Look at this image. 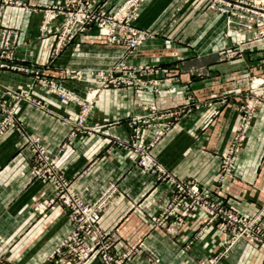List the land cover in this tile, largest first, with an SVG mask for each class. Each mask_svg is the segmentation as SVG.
Returning a JSON list of instances; mask_svg holds the SVG:
<instances>
[{"label":"crops","instance_id":"0c3cea01","mask_svg":"<svg viewBox=\"0 0 264 264\" xmlns=\"http://www.w3.org/2000/svg\"><path fill=\"white\" fill-rule=\"evenodd\" d=\"M122 1L108 0V9ZM60 2L0 0V25L18 32L16 57L24 59L21 64L35 65L42 75L85 98L95 87L87 80L86 70L102 69L120 60L126 48L107 43L91 28L72 41L55 66H46L55 36L38 37L39 26L43 11ZM159 2L151 0L139 8L135 27L157 28L155 24L161 19L153 7ZM62 18L59 16L53 24ZM191 22L187 42L170 41L159 32L124 58L125 63L159 68L153 76L159 81L155 90L120 86L97 92L86 124L97 125L100 131L80 136L57 155L60 172L84 190L87 201L96 200L109 184L117 187L101 212L99 227L109 237L113 256L136 248L135 254L123 264H209L219 250L222 226L207 223L203 214H189L180 225H169V231L155 224L154 218L173 194L169 180L197 185L212 200L224 203L244 218L264 210L263 106L254 111L252 125L244 134L229 178L214 182L219 161L238 127L239 108L250 77L264 79V48L221 61L219 55L245 33L226 32L224 17L214 13L194 16ZM65 70L80 72L81 77L64 78ZM30 80L29 73L0 70V98L6 97V88L21 89ZM32 92L45 108L21 104L19 124L51 152L65 139L78 107L49 96L36 86ZM188 96L193 101L205 102L206 106L182 116L154 146L152 155L169 180L163 176L155 178L137 166L135 154L123 148L128 139L125 122L141 112L139 104L176 108L185 104ZM152 136L153 133L149 137ZM32 158L16 133L0 139L1 264H59L51 253L72 228L64 208L57 202L50 203L51 184L33 177ZM260 224L264 228V217ZM262 241L264 238L254 243L239 239L216 264H264ZM83 264L101 262L92 254Z\"/></svg>","mask_w":264,"mask_h":264},{"label":"built area","instance_id":"2783aa9c","mask_svg":"<svg viewBox=\"0 0 264 264\" xmlns=\"http://www.w3.org/2000/svg\"><path fill=\"white\" fill-rule=\"evenodd\" d=\"M107 1L61 0L58 6L45 10L44 26L40 35L53 34L56 36L55 47L51 55L53 60L49 62L48 66L63 54L62 52L80 33L91 28H95L99 36L104 37L109 44L124 46L127 50L126 54H131L132 51L151 37L152 33L149 30H140L133 25L138 8L146 0H124L118 6L112 8L111 11L107 10ZM227 2L230 7L227 9L226 14L233 16V10L237 9L236 6L242 10V13L235 19L236 22H232V28L235 30H252L257 25H262L263 28L254 38L244 42L240 51L252 52L264 48V0H227ZM4 3H7V0H4ZM59 15L63 16V21L52 26L51 23ZM17 34L16 30L4 28L0 25V36L3 40L0 43V69L29 73L32 81L25 89H5L6 95L12 98L14 103L10 105L7 100L0 98V114H2L0 118V138L12 132L17 133L20 140L31 152L33 155V177L42 183L51 184L53 196L50 203L59 202L74 225L76 233L70 239L78 244L80 235L83 234L80 243L83 244L85 251L82 257L86 258L91 253L98 252L102 256L101 264H123L125 260L135 254L136 248H130L120 256H113L110 251L109 237L99 227L101 212L107 201L117 191V187L114 184H109L103 189V193L98 200L94 202L87 201L77 191L74 182L65 179L60 172L57 166V155L68 143L80 136H89L100 131L99 126H88L86 124L87 115L92 109L93 98L97 92L120 86L142 89V82L139 81L137 75H134L136 70L139 69L140 72L152 75L157 73L159 68L157 66L150 68L142 66L135 69L133 66L127 65L123 59H120L102 69L86 70L89 81L95 87L91 89L85 98H80L69 90L61 88V85L52 79H42L39 76L40 71L34 68L35 65L25 67L21 63L20 65L16 64ZM232 56L233 53L230 54V57ZM21 61H24V59ZM65 74L70 79L81 77L80 72L65 70ZM35 83L47 89L50 94L58 99L72 102L78 107L77 119L70 122L65 139L51 152H48L34 136L25 133L19 124L18 111L20 103L41 107L39 101L33 98L31 93V88ZM151 83L156 85V79H153ZM259 106L264 107L263 78L253 79L249 84L239 108L241 112L240 124L230 152L239 151V147L244 142V134L252 125L253 113ZM199 107V104L193 103L192 98H188L187 102L181 106L168 109L142 104L140 106L141 112L130 116L125 122L128 139L123 148L137 156L136 164L145 173L155 178L167 177L164 176V171L153 157L152 149L169 133L184 114ZM151 133H153V136L149 137ZM234 158L232 156L233 160ZM231 164L232 161L229 167ZM229 167L225 170V175L228 177L230 175ZM225 175L217 173L214 182H222ZM167 180H169L168 177ZM169 181L173 194L164 209L154 218L157 226H163L169 231V225L178 226L189 214L200 213L206 216L207 223L220 224L223 228L222 231L231 235V240L226 242L229 246L242 237L248 238L251 243L264 238V228L260 224L261 218L264 217V210L259 211L251 218H244L224 203L212 200L195 184ZM169 220H171L170 224H168ZM71 240L66 241V244H62L59 249H56L51 258L58 256L64 248L72 249ZM261 245L264 246V241ZM226 252L222 253V256ZM148 254L152 260H155L153 254Z\"/></svg>","mask_w":264,"mask_h":264},{"label":"rangeland","instance_id":"374dc122","mask_svg":"<svg viewBox=\"0 0 264 264\" xmlns=\"http://www.w3.org/2000/svg\"><path fill=\"white\" fill-rule=\"evenodd\" d=\"M124 1V0H123ZM122 1V2H123ZM151 0H146L145 2L142 3V5L146 2H150ZM160 2L153 7V11L156 12V14L160 15V18L161 19L159 21L158 24H155L157 26V30L154 29L153 27L152 28H146V30H149L152 35L149 39L153 38V36L156 34V33H159V32H162V34L164 35V37L166 39H169L170 41H179L180 43H185L187 42V37H186V34H190V31L189 26H193V22H191L192 20V17L194 16H198V15H207L208 13H214V14H218L220 16H223L224 17V29L226 32H231L233 34H236V35H240V34H244V37L238 39L231 47L225 49V51H223L220 55H219V59L221 61L225 60H232V59H235V58H241L242 57V54L244 52H251V51H240L241 49V46L243 45L244 42H247L248 40L254 38V36H256V34H258L259 32H261L263 30L262 28V25H257L255 29H252V30H235L234 28H232V25L233 23L232 22H236L235 19H237V16H239L241 13H242V10H240V8L237 7V9L235 8L233 10L234 12V15L232 16L231 14H226V11L227 9L230 7L228 6V2L227 0H181L183 2H185L184 4H180L179 1L177 0L176 1H172V0H159ZM188 1H191V3H186ZM193 2V3H192ZM195 2V3H194ZM179 3V4H178ZM186 4V5H185ZM140 5V7L142 6ZM188 5V6H187ZM139 7V8H140ZM138 8V10H139ZM107 10L111 11V7L108 9V6H107ZM45 10L43 11L42 13V20H41V23H40V26H39V32L42 31L43 29V21H44V16H45ZM59 16H62V15H59ZM58 16V18H59ZM63 17V16H62ZM138 18V11H137V16H136V19L135 21H133V25L134 23L136 22ZM185 18H188L186 20H188L187 22L184 20ZM63 21V18L62 20H57V23L56 24H60L61 22ZM54 22V21H53ZM52 26L55 25L53 23H51ZM168 25V26H167ZM164 26H167V28H165ZM135 27V25H134ZM137 28V27H136ZM164 28V30H162ZM139 29V28H137ZM141 30V29H140ZM142 30H145V29H142ZM250 33H249V32ZM246 33H249V34H246ZM18 35L17 34V39H16V47H15V59L19 62H17L16 64L20 65V60H17V57H16V51L19 47V42H18ZM46 35V34H45ZM45 35H39L38 37H43ZM55 36V35H54ZM147 39V40H149ZM146 40V41H147ZM2 38L0 36V43L2 42ZM145 41V42H146ZM144 42V43H145ZM55 43H56V36H55V40H54V45H53V48L51 49V52H50V55H49V60L48 62L46 63V65L48 66L49 62H51L53 59L51 58V55L53 54V50H54V47H55ZM72 43V42H71ZM108 43V42H107ZM143 43V44H144ZM142 44V45H143ZM141 45V46H142ZM139 48V47H138ZM137 48V49H138ZM136 49V50H137ZM66 50V49H65ZM65 50L62 52L64 53ZM132 51L131 54H134L135 51ZM126 53H127V50H126ZM125 53V56L121 59H123L124 61V58L128 55H131V54H126ZM233 53V56L230 57V54ZM59 59V58H58ZM57 59V60H58ZM57 60L54 62V63H51L49 66H55L56 63H57ZM115 63V62H114ZM110 64H113V63H110ZM110 64H107L106 66H109ZM127 65H130V66H133L135 69L136 68H139V67H154L152 65H148V64H139V65H134V64H130V63H126ZM26 66H31V65H26ZM2 70V69H0ZM138 71V72H137ZM159 72V69L157 70V73ZM157 73H153L152 75L151 74H148V73H143V72H140L139 69L136 70V72L134 73V75H137L138 78H139V81L142 82V90L145 89V88H152V90H155L159 84V81L156 79V78H153V76ZM39 76L42 78V79H51L49 78L48 76H45V75H42L40 72H39ZM64 78H68L66 77V74L64 72ZM260 77H256V76H251L250 77V80H249V84L251 82V80L253 79H259ZM70 79V78H68ZM153 79H156L157 83L156 85H153L151 83V81ZM53 80V79H52ZM89 81V78L87 79ZM31 81L29 83H27L24 88H21V89H25L27 88V86L29 84H31ZM54 82H56L55 80H53ZM58 84H60L61 88H65L67 89L64 85H62V83H59L57 82ZM39 87L41 88L47 95L49 96H53V94H50L49 91L47 89H45L44 87H42L41 85H38V84H33L32 88H31V93H32V96L33 98H35L36 100L39 101V105H41V107H37L39 109H44L45 108V105L42 103L41 100L37 99L34 95H33V88L34 87ZM249 87V86H248ZM109 89V88H108ZM135 89H138L135 87ZM12 90H16V89H12ZM6 94V93H5ZM7 97V98H6ZM6 97H4L3 100H7L9 102L10 105H12L14 103V100L12 98H10L9 96L6 95ZM55 97V96H54ZM57 98V97H56ZM188 98H191V96H188ZM58 99V98H57ZM60 100V99H59ZM193 103L195 104H199V106L203 107V106H206L205 102H200V101H193ZM21 104H26V103H20L19 104V107ZM28 106H33V105H29V104H26ZM76 105V104H75ZM142 104H139V108ZM201 107L197 108V109H192V110H198L200 109ZM141 110V109H140ZM192 110H189L192 111ZM187 112V113H189ZM186 113V114H187ZM254 114V113H253ZM185 115V114H184ZM183 115V116H184ZM2 114H0V118H1ZM77 116H78V111L76 113V118L75 120L77 119ZM241 117V116H240ZM74 120V121H75ZM73 122V121H72ZM252 122H253V118H252ZM239 124H240V119H239V123H238V127L236 129V131L238 130L239 128ZM23 131L25 133H28L25 129H23ZM236 131L234 133V136L232 137L228 147H227V151L226 153L222 156V158L220 159V165L218 164V168H217V173H220V174H226L225 170L227 169V167H229L231 161H232V164L231 166L228 168V170H230V173H231V170L233 168V164L235 162V158L234 160L232 159V156H236L237 152H234V151H231L230 152V148L232 146V144L234 143V138H235V135H236ZM13 134H15L14 132L6 135V136H12ZM17 134V133H16ZM18 135V134H17ZM6 136H3V137H6ZM2 137V138H3ZM0 138V139H2ZM243 145V144H242ZM242 145L239 147V150L241 149ZM142 170V169H141ZM217 175V174H216ZM215 175V176H216ZM228 175V174H227ZM230 176V175H229ZM226 178H229L228 176L225 175V179ZM224 179V180H225ZM75 186V185H74ZM75 188L77 189V191H79L82 196L84 197V194H83V191L84 190H80L79 188H77L75 186ZM104 189V188H103ZM103 189L100 191L99 193V196L96 198V200H98L101 196V194L103 193ZM52 191H53V188H52ZM85 198V197H84ZM86 199V198H85ZM94 200V201H96ZM93 201V202H94ZM59 204V202H57ZM60 205V204H59ZM61 206V205H60ZM66 213V212H65ZM66 218L67 220L71 223L72 225V228H71V231L69 232V234H67V236H65L60 242L59 244L55 247L54 251L56 249H59L62 244H66L65 242L68 241V240H71L70 238H72L73 234L76 233V231L74 230V225L73 223L69 220L68 216H67V213H66ZM222 226V225H221ZM223 229V228H222ZM222 231V230H221ZM222 235H223V238H222V241H221V244L219 246V250L216 252V255L211 259L210 263L209 264H216L221 258H224L225 256L228 255V252L229 250L231 249V247L233 246V244L237 241H235L232 245L229 246L228 243H226L227 241H230L231 240V235L228 234V233H225L222 231ZM82 237H83V234L80 235V242L82 240ZM239 239H246L249 243L250 241L248 240V238L246 237H242V238H239ZM238 239V240H239ZM72 242V240L70 241ZM78 242L77 243H74L72 242L73 244V247L72 249H68V248H64L62 250V252L58 255V256H54L52 259H56V262L59 263V264H83L92 254H96L99 261L101 262V255H99L98 252H94V253H91L88 257L86 258H83V252L85 251V248L83 247V244ZM263 245V244H262ZM264 247V246H262ZM53 251V252H54ZM225 251H227L223 256H222V253H224ZM52 252V253H53ZM51 253V255H52ZM66 255V256H65ZM1 264V263H0ZM205 264V263H204Z\"/></svg>","mask_w":264,"mask_h":264}]
</instances>
